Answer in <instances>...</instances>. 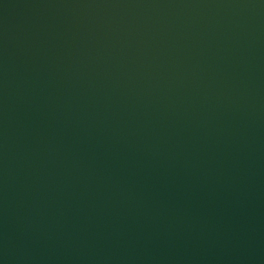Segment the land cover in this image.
Instances as JSON below:
<instances>
[{
  "label": "water",
  "instance_id": "obj_1",
  "mask_svg": "<svg viewBox=\"0 0 264 264\" xmlns=\"http://www.w3.org/2000/svg\"><path fill=\"white\" fill-rule=\"evenodd\" d=\"M0 264H264V0H0Z\"/></svg>",
  "mask_w": 264,
  "mask_h": 264
}]
</instances>
